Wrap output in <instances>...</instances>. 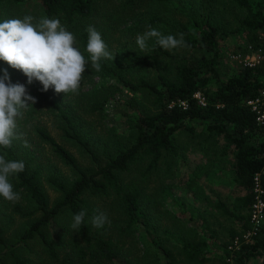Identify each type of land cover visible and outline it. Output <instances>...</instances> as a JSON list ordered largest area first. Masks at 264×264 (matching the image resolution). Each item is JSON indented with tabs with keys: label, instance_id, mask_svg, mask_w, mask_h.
Here are the masks:
<instances>
[{
	"label": "trees",
	"instance_id": "trees-1",
	"mask_svg": "<svg viewBox=\"0 0 264 264\" xmlns=\"http://www.w3.org/2000/svg\"><path fill=\"white\" fill-rule=\"evenodd\" d=\"M232 1L246 12L239 22L245 41L241 48L243 54L249 52V48L252 51L259 49L262 60L253 66L243 65L236 75L225 79L218 73L222 53L219 28L212 22V12L203 14L199 20L182 24L164 18L155 8L171 0H0V3L17 5L32 2L38 5L45 22L55 19L60 25L74 30L80 54L77 67L85 70L84 76L53 90L40 83L36 85L35 95L56 112L63 138L87 152L95 168L91 172L82 170L66 146L42 126L35 125L34 133L40 142L49 146L52 155L63 166L78 174V178L69 185L49 175V185L62 195L49 207L37 170L28 172L26 164L18 163L12 148L2 140L6 129L13 126L17 119L14 114L18 103L0 105V150L16 169L15 176L10 175L18 181L10 191L26 193L36 206L33 213L25 212L19 206L14 208V212L22 217L39 213V217L11 245H7L4 230L0 228V246L7 251L13 264H26L20 259L15 246L35 239L44 244L52 258L56 259L58 251H62L60 264L115 263L126 245L124 234L134 222L140 221V215L146 217L148 213L141 208L142 201L148 199L142 187L133 179L127 182L125 179L134 170L143 171L142 175L158 170L163 155H173L177 151L175 135L178 132L192 134L195 130H205L207 137L221 136L225 145L230 147L234 183L241 191V195L233 200L232 207L217 201V209L239 225V230L230 231L229 243L222 248V264H248L255 258H260V264H264V223L255 234L246 238L252 232L250 214L257 195L255 178L264 201V125L257 121L256 111L248 104L261 100L264 93V0H258L254 5L247 0ZM98 29L102 35L121 31L123 55L117 54L112 59L103 57L100 40L95 34ZM158 35L176 39L189 48L199 47L210 55L199 60L177 57L174 70L166 65L165 73H158L155 84L143 77L135 78L134 69L148 65V59L170 57ZM147 38L145 50L138 48V40ZM143 51L146 53L143 54ZM6 73V70L0 69L2 88L15 79L13 76L7 78ZM94 76L109 78L118 89L132 94L147 93L156 109L152 114L133 117L131 141L126 146L122 145L123 149H117L112 154L103 147L105 161L90 148L87 133L93 125L84 118L88 114L91 118L90 114L95 112L101 115L109 98L97 90L82 93L83 80ZM197 93L204 105L194 97ZM86 129L88 132H84ZM143 164L145 167L140 170L138 165ZM108 197L112 202L119 203L127 220L126 226L117 231L103 216L107 213L106 205L102 208L98 205V198ZM62 218L65 225L72 226L71 231L59 225L58 221ZM56 225L62 232L57 240H53L52 231ZM198 247L183 244L179 251L181 258L177 260L167 256L165 264H205V254Z\"/></svg>",
	"mask_w": 264,
	"mask_h": 264
},
{
	"label": "rangeland",
	"instance_id": "rangeland-1",
	"mask_svg": "<svg viewBox=\"0 0 264 264\" xmlns=\"http://www.w3.org/2000/svg\"><path fill=\"white\" fill-rule=\"evenodd\" d=\"M171 1L155 8L164 18L182 24L199 20L203 14L212 12V22L219 28L218 40L222 53L218 73L225 79L236 75L243 63L232 57L235 54L243 57L250 55V52L243 54L241 50L245 41L239 22L246 12L232 0ZM247 1L254 5L258 0ZM40 11L38 5L32 2L18 5L0 3V69L7 71V78L15 77L7 87H0V105L16 102L19 106L14 114L17 116L16 121L6 129L2 140L12 148L17 162L26 164L28 172L37 170L42 190L49 207H52L62 195L49 185V175L69 185L78 178V174L63 166L52 155L49 146L40 142L34 133L35 125L42 126L66 146L82 170L91 172L95 168L87 152L63 138L56 112L35 95L36 85L40 83L53 90L56 86L62 87L67 82L77 81L85 74L82 67H77L80 54L74 30L60 25L55 19L45 22ZM120 33L115 31L102 35L100 29L95 30L104 58L123 55ZM157 38L170 57L148 59V65L134 69L135 78L143 77L155 84L158 73H165L166 65L174 70L177 57L199 60L210 55L204 49L189 48L176 39L161 35ZM147 43L148 38L144 41L139 39L138 48L143 50ZM88 79L83 80L82 93L97 90L109 97L101 115L95 112L90 114L91 118L89 114L84 116L93 125L89 132L87 129L84 131L88 132L90 148L105 161L103 147L112 154L117 149H123L122 145L126 146L131 141L133 117L152 114L156 109L152 97L145 92L132 94L125 89H118L109 78L94 76ZM207 136L205 130H195L192 134L178 132L174 140L176 153L164 154L158 170L146 175H142L143 171L134 170L128 178H124L125 182L133 179L142 187L148 199L142 201L141 208L148 213L146 217L140 215V221L128 228L127 235L123 236L126 245L122 247V255L113 264H165L167 256L177 260L181 258L179 251L183 244L199 246L207 259L205 264H222V248L229 243L230 231L239 230V225L217 209V201L232 207L233 200L241 195V191L234 183L230 147L225 145L221 136ZM144 164L138 165V168L141 170ZM15 171L0 150V228L4 230L7 245L15 243L18 236L39 217V213L22 217L14 212L17 206L28 213L35 212L36 208L26 193L10 191L11 186L18 182L10 175L15 176ZM98 205L100 208L106 205L107 213L103 216L108 224L114 225V231L126 226L127 220L119 203L112 202L111 197H108L98 198ZM58 223L64 230L71 231L72 226L65 225L63 218ZM61 232L56 225L52 239L57 240ZM15 248L26 264H60L63 258L62 251H58L56 259L52 258L39 239ZM260 263L261 259L255 258L248 264ZM0 264H13L2 246Z\"/></svg>",
	"mask_w": 264,
	"mask_h": 264
},
{
	"label": "built area",
	"instance_id": "built-area-1",
	"mask_svg": "<svg viewBox=\"0 0 264 264\" xmlns=\"http://www.w3.org/2000/svg\"><path fill=\"white\" fill-rule=\"evenodd\" d=\"M249 50H250L249 52H250L251 56L247 55V56L243 57L242 55L237 54V55H234L232 58L234 60H238V61L242 62L244 66H253L255 64H258L262 60V51L259 49L256 51H252L250 48H249ZM194 97L199 99L200 103L202 105H204L203 99L201 98L200 94L197 93L194 95ZM248 104L252 106V109L254 111H256V113L258 115L257 121L260 124L264 125V93L262 95L261 100L256 99V100L250 101ZM255 182H256V184H255L254 190L257 194L256 195V202L252 206L251 214H250V221L252 224V232L249 233L246 238H248L252 234H255L257 232L258 228L263 223V220H264V201L260 197L262 191L260 190L257 178H255Z\"/></svg>",
	"mask_w": 264,
	"mask_h": 264
}]
</instances>
